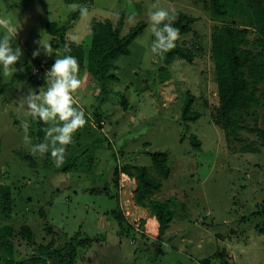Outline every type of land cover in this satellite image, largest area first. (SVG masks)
<instances>
[{
	"label": "rangeland",
	"instance_id": "obj_1",
	"mask_svg": "<svg viewBox=\"0 0 264 264\" xmlns=\"http://www.w3.org/2000/svg\"><path fill=\"white\" fill-rule=\"evenodd\" d=\"M153 5L193 18L192 31L175 43L192 50L193 64L176 57L166 65L161 55L150 51ZM77 6L88 13L71 20ZM121 11L122 35L139 22L146 27L131 43L130 53L117 59V79L103 92L97 79L83 70V85L74 97L87 124L66 146L61 166L50 152L33 155L32 145L45 141L50 125L40 128L18 100L29 87L37 93L47 87L48 70L39 62L55 56L45 55L36 41L43 33L51 43L54 36L47 24L55 22L67 26L64 40L80 42L88 50L91 22L116 21ZM129 17L135 23H129ZM2 18L20 25L13 47L23 53L12 75H4L0 66V88L16 74L0 93V237L2 229L12 227L14 261L33 264L39 245L55 238L56 247L69 245L65 253L74 250L73 264H264V139L249 130H264V80L254 88L256 101L233 113L240 128L228 133L212 56L213 26L221 20L213 16L209 0H94L89 5L0 0ZM233 19L247 22L237 13ZM4 34L0 28V36ZM36 50L40 55L33 57ZM188 92L195 97L191 109L200 117L186 124L181 114ZM24 120L29 122L27 133L21 126ZM192 135L201 141L200 149L193 147ZM156 151L168 153L171 175L153 198L172 199L176 211L163 239L157 238L159 223L151 234L150 211L135 199V178L121 173L118 184L114 181L117 165H145L156 177L151 158ZM24 225L34 230L32 241L20 234ZM3 241L0 264H8ZM53 257L64 262L63 255Z\"/></svg>",
	"mask_w": 264,
	"mask_h": 264
},
{
	"label": "trees",
	"instance_id": "obj_2",
	"mask_svg": "<svg viewBox=\"0 0 264 264\" xmlns=\"http://www.w3.org/2000/svg\"><path fill=\"white\" fill-rule=\"evenodd\" d=\"M94 0H65L66 3L76 5H89ZM210 10L219 23L213 26L212 56L215 59L217 70V82L219 89L221 117L223 126L228 133L235 132L240 126L236 124L233 113L243 109L256 101L254 88L259 80H264V0H209ZM237 13L244 23H238L233 19ZM80 15L79 7L73 9L70 13V19L74 20ZM231 19L230 22L225 21ZM125 12L118 14L116 21L104 19V21L93 20L91 22L92 39L89 49L86 50L82 43L76 41L64 40V33L67 26H58L55 22L47 24L48 31L53 34L51 45L59 48V56L70 54L77 58L80 66V73L85 69L89 74L97 79L104 92L108 83L117 79L114 71L117 68V59L122 55L130 53L131 43L143 32L146 22H139L131 28L128 34L122 35ZM192 17L182 11H177L173 27L179 29L180 36L186 35L192 31ZM154 39V37H153ZM68 45L71 48L70 53H65L64 48ZM166 65H170L174 58L180 57L186 59L189 63H194V54L192 50L184 45L175 44V47L166 53L161 54ZM56 56L52 59L42 61V70H50ZM13 76L12 81L15 79ZM12 81L0 88V93L7 90ZM195 97L188 92L186 101L182 107L181 118L186 124L200 117V113L192 111V105ZM40 128L47 127L43 121L37 119ZM101 127L102 125L98 123ZM251 132H256L264 139V130L252 127ZM191 143L195 149L201 148V141L196 135L191 136ZM153 169L156 177L152 176L149 168L145 165L116 166L114 171V181L118 184L121 173H126L137 182L135 199L139 205L147 207L151 216L155 217L159 223L158 239H163L170 226V223L176 216L173 209L172 199L153 198V195L161 190L163 180L171 175L169 166V155L167 152L156 151L151 153ZM73 161V158H71ZM131 166V165H130ZM104 190L108 193V187ZM109 194V193H108ZM120 227L124 224L121 217L116 215ZM142 224L145 220L141 221ZM3 253L6 256L5 262L8 264H23L24 262L14 261L15 242L12 227L7 226L1 231ZM20 234L28 241L34 238V230L29 225L21 227ZM8 235V236H7ZM69 248L56 247L55 238L46 245H39L37 253L31 258L33 264H46L44 257L50 259L51 264H73L74 250L72 253H65ZM65 256L64 262L59 263L53 256ZM69 254V256H68ZM60 261V260H59ZM41 262V263H40Z\"/></svg>",
	"mask_w": 264,
	"mask_h": 264
},
{
	"label": "clouds",
	"instance_id": "obj_3",
	"mask_svg": "<svg viewBox=\"0 0 264 264\" xmlns=\"http://www.w3.org/2000/svg\"><path fill=\"white\" fill-rule=\"evenodd\" d=\"M156 10L149 13V31L154 37L150 51L161 55L175 47L179 39V29L173 27L175 13L153 5ZM75 10V8H74ZM81 16H86L88 9L79 7ZM129 23H135L134 17H129ZM0 28L6 32L0 36V66L3 73L10 76L17 71L15 65L23 55L20 47H13V40L18 34L19 26L13 25L9 18L0 19ZM41 39L36 41L44 49L47 56L55 53L56 59L44 74L46 88L37 90L29 87L26 95L18 100L20 109H26L25 115L33 119L43 121L50 126L45 129V141L32 145L33 155L41 157L50 152L57 167L65 160L66 146L73 141L74 134L87 124L85 111L74 97V94L82 87L80 78V66L76 57L66 54L59 56L52 48L51 43L41 33ZM65 53H70L71 48L66 45ZM39 50L33 52V57L39 56ZM22 128L27 133L29 122L22 121ZM24 140L30 143L25 135Z\"/></svg>",
	"mask_w": 264,
	"mask_h": 264
},
{
	"label": "bare ground",
	"instance_id": "obj_4",
	"mask_svg": "<svg viewBox=\"0 0 264 264\" xmlns=\"http://www.w3.org/2000/svg\"><path fill=\"white\" fill-rule=\"evenodd\" d=\"M148 225H149L150 227L155 226V228H156V226H158L157 219H155V218H151V219H149V221H148Z\"/></svg>",
	"mask_w": 264,
	"mask_h": 264
},
{
	"label": "crops",
	"instance_id": "obj_5",
	"mask_svg": "<svg viewBox=\"0 0 264 264\" xmlns=\"http://www.w3.org/2000/svg\"><path fill=\"white\" fill-rule=\"evenodd\" d=\"M151 218H155V217L151 216ZM151 218H150V219H151ZM151 228H152V233H151V234L154 235V234H155V231H156V228H155V226H152Z\"/></svg>",
	"mask_w": 264,
	"mask_h": 264
},
{
	"label": "flooded vegetation",
	"instance_id": "obj_6",
	"mask_svg": "<svg viewBox=\"0 0 264 264\" xmlns=\"http://www.w3.org/2000/svg\"><path fill=\"white\" fill-rule=\"evenodd\" d=\"M38 249V248H37Z\"/></svg>",
	"mask_w": 264,
	"mask_h": 264
}]
</instances>
